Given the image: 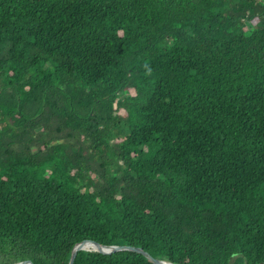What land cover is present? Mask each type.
I'll list each match as a JSON object with an SVG mask.
<instances>
[{"label": "trees", "instance_id": "1", "mask_svg": "<svg viewBox=\"0 0 264 264\" xmlns=\"http://www.w3.org/2000/svg\"><path fill=\"white\" fill-rule=\"evenodd\" d=\"M85 239L264 264V0H0V257Z\"/></svg>", "mask_w": 264, "mask_h": 264}, {"label": "water", "instance_id": "2", "mask_svg": "<svg viewBox=\"0 0 264 264\" xmlns=\"http://www.w3.org/2000/svg\"><path fill=\"white\" fill-rule=\"evenodd\" d=\"M80 250L98 251L104 254H112L118 251L129 250V251L142 253L155 264H177L166 259L154 257L150 252L146 251L143 247L140 246L116 245V244L108 245V244H102L93 239H85L80 242H77L72 249L71 257L68 264H74L78 252ZM12 264H35V263L31 259H24L21 261L14 262Z\"/></svg>", "mask_w": 264, "mask_h": 264}, {"label": "rangeland", "instance_id": "3", "mask_svg": "<svg viewBox=\"0 0 264 264\" xmlns=\"http://www.w3.org/2000/svg\"><path fill=\"white\" fill-rule=\"evenodd\" d=\"M231 1H235V0H231ZM8 262V260H6L5 258L0 257V264H6Z\"/></svg>", "mask_w": 264, "mask_h": 264}, {"label": "bare ground", "instance_id": "4", "mask_svg": "<svg viewBox=\"0 0 264 264\" xmlns=\"http://www.w3.org/2000/svg\"><path fill=\"white\" fill-rule=\"evenodd\" d=\"M92 248V247H91Z\"/></svg>", "mask_w": 264, "mask_h": 264}]
</instances>
